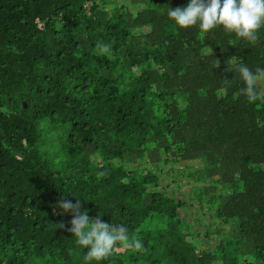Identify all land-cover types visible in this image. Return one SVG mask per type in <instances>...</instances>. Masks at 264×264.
I'll use <instances>...</instances> for the list:
<instances>
[{
  "label": "trees",
  "instance_id": "1",
  "mask_svg": "<svg viewBox=\"0 0 264 264\" xmlns=\"http://www.w3.org/2000/svg\"><path fill=\"white\" fill-rule=\"evenodd\" d=\"M189 2L0 0V264H84L61 198L143 243L91 264H264V82L236 72L264 27L181 28Z\"/></svg>",
  "mask_w": 264,
  "mask_h": 264
},
{
  "label": "clouds",
  "instance_id": "2",
  "mask_svg": "<svg viewBox=\"0 0 264 264\" xmlns=\"http://www.w3.org/2000/svg\"><path fill=\"white\" fill-rule=\"evenodd\" d=\"M167 16L181 28L198 26L204 33L214 28H222L227 34H235L246 41H256L259 29L264 27V0H190L184 7H168ZM236 72L244 84L239 90L240 94L249 103H254L259 98L256 87L264 82V68L257 67L253 71L239 62ZM222 81L225 85H230V80ZM56 207L61 210V215L72 216L68 221L70 226L63 222L57 225L58 228L72 233L78 246L87 249L83 256L84 264L108 258L117 243L137 251L143 249L141 241L129 242L126 226L102 222L99 215L95 218L89 217L87 210L82 209L81 200L73 203L61 198Z\"/></svg>",
  "mask_w": 264,
  "mask_h": 264
},
{
  "label": "rangeland",
  "instance_id": "3",
  "mask_svg": "<svg viewBox=\"0 0 264 264\" xmlns=\"http://www.w3.org/2000/svg\"><path fill=\"white\" fill-rule=\"evenodd\" d=\"M185 188H188V186H187V187H185Z\"/></svg>",
  "mask_w": 264,
  "mask_h": 264
}]
</instances>
